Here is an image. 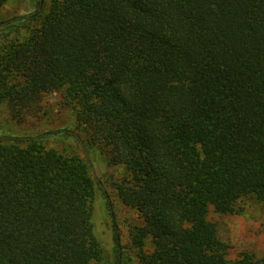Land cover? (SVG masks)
I'll use <instances>...</instances> for the list:
<instances>
[{
	"label": "trees",
	"instance_id": "16d2710c",
	"mask_svg": "<svg viewBox=\"0 0 264 264\" xmlns=\"http://www.w3.org/2000/svg\"><path fill=\"white\" fill-rule=\"evenodd\" d=\"M52 92L124 168L139 264H264L208 218L264 201V0H50L0 49V102L21 121ZM39 138L0 135V264H100L89 166Z\"/></svg>",
	"mask_w": 264,
	"mask_h": 264
},
{
	"label": "rangeland",
	"instance_id": "374dc122",
	"mask_svg": "<svg viewBox=\"0 0 264 264\" xmlns=\"http://www.w3.org/2000/svg\"><path fill=\"white\" fill-rule=\"evenodd\" d=\"M49 3L50 0H7L0 7V49L25 38L47 12ZM38 7L40 14L35 18L8 22L14 17L32 14ZM42 105L37 116L19 121L0 102V135L40 137L39 144L46 149L85 160L95 180L92 222L101 247L100 264H139L129 232L141 221L136 210L124 205L115 190V184L125 175L124 168L108 161L107 148H84V142L76 137V134L85 136L77 124L76 111L63 104L59 92L46 94ZM48 132L52 135L43 136ZM208 218L216 225L220 239L228 245V259L234 260L243 252L264 259V201L247 196L238 201L234 213H216L209 208ZM152 249L150 239H146L144 251Z\"/></svg>",
	"mask_w": 264,
	"mask_h": 264
}]
</instances>
